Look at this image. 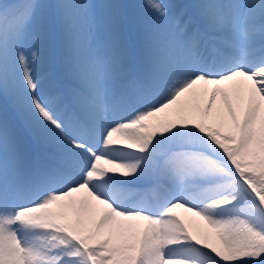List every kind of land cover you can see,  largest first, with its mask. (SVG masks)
<instances>
[{
	"label": "snow or ice",
	"instance_id": "obj_1",
	"mask_svg": "<svg viewBox=\"0 0 264 264\" xmlns=\"http://www.w3.org/2000/svg\"><path fill=\"white\" fill-rule=\"evenodd\" d=\"M0 264H264V0H0Z\"/></svg>",
	"mask_w": 264,
	"mask_h": 264
},
{
	"label": "bare ground",
	"instance_id": "obj_2",
	"mask_svg": "<svg viewBox=\"0 0 264 264\" xmlns=\"http://www.w3.org/2000/svg\"><path fill=\"white\" fill-rule=\"evenodd\" d=\"M178 211L181 212V213L183 214L182 210H178Z\"/></svg>",
	"mask_w": 264,
	"mask_h": 264
}]
</instances>
